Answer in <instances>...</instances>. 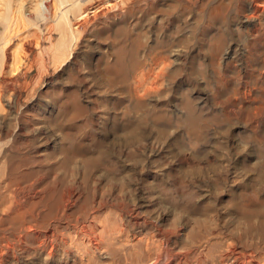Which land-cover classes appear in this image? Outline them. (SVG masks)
I'll return each instance as SVG.
<instances>
[{"label":"rangeland","instance_id":"374dc122","mask_svg":"<svg viewBox=\"0 0 264 264\" xmlns=\"http://www.w3.org/2000/svg\"><path fill=\"white\" fill-rule=\"evenodd\" d=\"M99 1L80 0L118 15L71 18L64 28L36 17L38 0H0V198L15 195L24 210L48 212L43 224L70 233L116 210L130 240L153 231L157 212L146 205L157 202L168 219L202 223L193 237L181 224L176 249L202 253L219 242L228 254L217 264H239L237 251L264 264V38L247 51L251 33L264 34V0ZM255 13L258 20L245 18ZM214 79L226 90L227 117ZM243 80L251 98L233 91ZM192 108L205 120L198 126L186 118ZM113 194L125 205L97 206ZM32 245L0 252V264H55L22 251Z\"/></svg>","mask_w":264,"mask_h":264},{"label":"bare ground","instance_id":"6f19581e","mask_svg":"<svg viewBox=\"0 0 264 264\" xmlns=\"http://www.w3.org/2000/svg\"><path fill=\"white\" fill-rule=\"evenodd\" d=\"M96 1H99V0H96ZM111 1H108V2H111ZM126 1L128 0H119L118 2H114V3L112 1L111 2L112 7L113 8L119 7L120 3L123 4ZM157 1L158 0H129L127 3H129V5L131 4V5L137 6L140 4L152 5L153 3ZM166 1H170L175 4L188 7L189 5L193 3L194 0H166ZM99 2H97V4ZM97 4H94V5L91 4L90 5L91 7L83 8V6H81L80 0H52V1L51 0H38L37 8H36V17H41L44 20L52 19L56 17V19H59L63 23L62 26L64 28L65 27L68 28L71 18L83 19V18H88L89 16L95 17L99 15H107L108 17H114L115 15H118L116 13L114 14L107 13L106 10H103V8L107 7L106 5L104 7V5L102 6V4L100 5H97ZM51 5L54 8L53 12L51 11ZM249 6L253 7L252 4L250 3H249ZM216 11L217 10L215 8H212L210 10V13L212 14L218 13ZM256 13L255 15L254 14L245 15V18L246 19L257 18L258 20V15H256ZM252 26L255 28V24H253ZM263 38H264V34L261 33L259 30H257L256 32H252L250 37L247 40V44H249L247 45L248 46L247 51L249 53H254L252 52V49L254 51L253 46L255 45V43L258 44V42L262 41ZM5 41H6L5 34H3L0 37V46H2L5 43ZM251 43H254V45L251 46L250 45ZM141 81H144V79H142ZM245 82H246L245 80L240 82L238 85H236L233 91L235 94L239 96L241 95V97L244 99L249 98V97L251 98L252 95L254 94L255 89L252 86L247 87L246 84H244ZM138 83H140L139 79H138ZM152 83L154 84V80ZM135 86H137V84ZM150 87L152 88V86ZM213 87H214L213 88V91H214L213 98L216 101V104L217 102L220 103V107H221L219 110V115H222V117L229 116L230 110H228L227 106L224 104L225 101H222L220 99L221 95L226 94L225 93L226 90L221 89L218 84V81L215 79H214ZM144 91L147 92V90H143V92ZM228 100H230V98ZM186 107L188 109L189 104H187ZM60 109L63 112L65 111L64 107L62 106L60 107ZM194 111L196 113L192 114ZM236 114L239 116L246 115L245 112L243 113V111L241 112L240 110H238ZM185 115H186V118L188 119V122L190 123V126L191 125L198 126L200 121L201 122L205 121L198 109H194V108L189 109V111L187 110L185 112ZM260 139H261L260 136L259 138L258 136L256 137V141L261 142ZM77 146H74V148L71 150L72 153L77 154L80 151H82V148L77 147ZM11 187L13 186L11 185ZM36 193L38 194V197L40 198V196L42 195V190H38L36 191ZM21 194L22 193H20V195ZM14 196H11V198H8V197L0 198V252L1 253L4 252L6 254H12L14 253L15 249L17 248L21 249L22 244L24 245L26 241H30L31 244L33 245L29 246L28 248H23L22 249L23 252L27 253L31 249L36 250L39 253L44 254V256L42 257L43 261L44 260L45 262L52 261L55 264H217V262L224 261L228 254L226 252L227 254L224 253L226 255L223 256V254L220 253V250L218 249V247L221 246V243L219 242H208L206 248L204 247L205 248L204 252L202 253L197 252L195 250L194 245H189L183 249H176L174 245L175 243H177L176 240L178 239V236H179L178 230H179L180 225L186 224L187 226H189V231L186 236L193 237L197 235V231H199L198 229L200 228L199 226L202 227V223L196 222V219L192 220V219L187 218L184 220L181 216H175L173 218L168 219L167 218L168 212L166 211L165 208L161 207L157 202H154V203L148 202L146 205L147 207L154 206V208H151V210L155 211V213L157 212V216H156L157 220L154 223L150 222L152 226L151 229H153V231L139 235V237L137 238L134 237L130 240V233H128V230H126V228L122 226L121 219L117 215L116 210H110L103 215L93 216L92 222L90 224L81 225V226L78 225L76 226V228L77 227L79 228H77V230H74L71 233L65 232V231L61 232L59 227L57 226L51 227L49 225L43 224L42 220H38L39 217L45 218L48 212H45L43 215H41L40 212H36L35 210L26 211L23 209V206L25 205V201H21L20 199L15 198ZM43 198L45 199V202L47 203V205H49L50 207L53 205L54 202H57V199L53 201L45 197ZM4 200L8 201V204L4 205L3 204ZM59 200L61 202L64 201L62 197H60ZM28 201L29 199L26 200V202ZM104 204H109L112 207H115L117 209V208H120V206H122L124 202L119 197V195L113 194L112 200L109 201V203L101 199L97 203V206H102ZM66 206L67 205H63L62 207H66ZM130 210H132V208ZM149 212L150 211H148V213ZM126 214H128V212ZM4 222L9 223L10 225L8 227L7 226L5 227L3 225ZM96 222H99V223L97 224ZM136 222L142 225V224L148 223L149 221L144 219L143 221H140V222L136 221ZM81 236H83V238H86V239H82ZM227 243H229V241ZM69 252H74L75 255L74 257L66 260L65 258ZM245 256H246L245 252L237 251L235 253L233 252L231 257L233 258L234 261H237L239 264H247L245 260ZM102 259L103 260L108 259L109 261L106 263H102L101 262Z\"/></svg>","mask_w":264,"mask_h":264}]
</instances>
